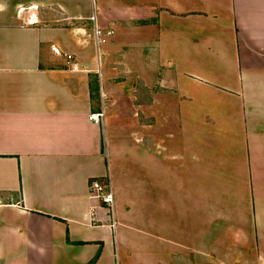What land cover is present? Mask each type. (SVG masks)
<instances>
[{"label": "crops", "instance_id": "obj_1", "mask_svg": "<svg viewBox=\"0 0 264 264\" xmlns=\"http://www.w3.org/2000/svg\"><path fill=\"white\" fill-rule=\"evenodd\" d=\"M0 264H264V0H0Z\"/></svg>", "mask_w": 264, "mask_h": 264}, {"label": "built area", "instance_id": "obj_2", "mask_svg": "<svg viewBox=\"0 0 264 264\" xmlns=\"http://www.w3.org/2000/svg\"><path fill=\"white\" fill-rule=\"evenodd\" d=\"M29 8H31V6H29ZM37 15H38V12L32 10L27 18L28 19L27 22L28 23L36 22L38 20ZM96 31L97 33H100V30L97 29ZM108 32H111V30ZM67 56L69 58H72L73 54L68 53ZM74 68H77V63L74 64ZM91 116L95 119V121L97 122L101 121L102 115L100 114V112H93ZM90 189H91V195L93 197L99 198L103 203L106 204L109 211L113 213L116 195H115V191L113 188V182H112L110 174H108L104 178L93 179L90 183Z\"/></svg>", "mask_w": 264, "mask_h": 264}]
</instances>
